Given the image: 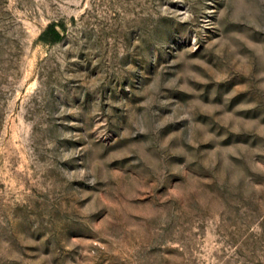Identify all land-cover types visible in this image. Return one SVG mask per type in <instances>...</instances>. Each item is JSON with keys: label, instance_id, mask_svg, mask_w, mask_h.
Wrapping results in <instances>:
<instances>
[{"label": "rangeland", "instance_id": "obj_1", "mask_svg": "<svg viewBox=\"0 0 264 264\" xmlns=\"http://www.w3.org/2000/svg\"><path fill=\"white\" fill-rule=\"evenodd\" d=\"M0 264H264V0H0Z\"/></svg>", "mask_w": 264, "mask_h": 264}, {"label": "trees", "instance_id": "obj_2", "mask_svg": "<svg viewBox=\"0 0 264 264\" xmlns=\"http://www.w3.org/2000/svg\"><path fill=\"white\" fill-rule=\"evenodd\" d=\"M66 31L63 22H52L40 34L39 41L43 44H52L62 39V34Z\"/></svg>", "mask_w": 264, "mask_h": 264}]
</instances>
